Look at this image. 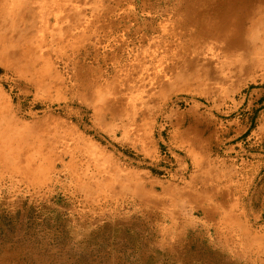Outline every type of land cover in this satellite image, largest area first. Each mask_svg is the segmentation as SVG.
<instances>
[{
  "label": "rangeland",
  "instance_id": "374dc122",
  "mask_svg": "<svg viewBox=\"0 0 264 264\" xmlns=\"http://www.w3.org/2000/svg\"><path fill=\"white\" fill-rule=\"evenodd\" d=\"M133 3L121 9L139 11ZM98 33L68 39L64 31L60 49L50 35L42 56L26 61L0 47V125L23 139L104 151L152 184V203L102 202L94 193L87 200L63 183L34 190L0 181V264H264V70L218 53L185 71L167 104L157 100L133 121L132 91L107 98L106 87L121 77L135 91L140 78L116 72L122 58L106 57ZM208 143L215 174L232 185L228 217L214 218L231 238L216 234L200 199L198 209L191 205ZM176 187L185 204L169 218L180 202L168 200Z\"/></svg>",
  "mask_w": 264,
  "mask_h": 264
},
{
  "label": "bare ground",
  "instance_id": "6f19581e",
  "mask_svg": "<svg viewBox=\"0 0 264 264\" xmlns=\"http://www.w3.org/2000/svg\"><path fill=\"white\" fill-rule=\"evenodd\" d=\"M123 2L0 0V29L5 33L0 35V47L6 56L26 61L42 56L45 38L50 35L60 49L64 31L68 39L89 29L105 33L106 57L110 61L122 58L116 72L127 76L133 71L140 78L142 89L135 91L131 82L123 83L121 77L111 79L106 87L107 98L117 94L123 97L124 92L132 91L133 121L143 119L157 100L175 90L174 82L181 80L185 71L218 53H236L240 61L249 57L252 70H264V0H135L141 9L134 12L122 10ZM164 101L168 103L167 98ZM243 135L238 133L234 138ZM211 150L209 143L203 147L208 159L198 178L201 194L191 199V205L198 209L200 199L205 217L217 227L216 234L231 238L232 233L225 231L231 229L224 227V233L223 226L214 221L216 215L228 217L226 207L233 191L226 173L215 174L208 157ZM110 160V155L94 147L31 141L17 137L13 127L0 125V181L5 184L42 190L49 182L63 183L81 191L87 200L94 193L102 202L123 199L152 203L151 183ZM174 192L168 200L180 202L165 212L169 218L180 213L185 204L181 201L182 189L176 187ZM92 202L97 201L93 198Z\"/></svg>",
  "mask_w": 264,
  "mask_h": 264
}]
</instances>
